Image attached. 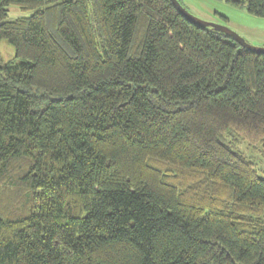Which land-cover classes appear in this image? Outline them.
I'll return each instance as SVG.
<instances>
[{
	"label": "trees",
	"instance_id": "1",
	"mask_svg": "<svg viewBox=\"0 0 264 264\" xmlns=\"http://www.w3.org/2000/svg\"><path fill=\"white\" fill-rule=\"evenodd\" d=\"M2 40L0 264H264V53L170 0H0Z\"/></svg>",
	"mask_w": 264,
	"mask_h": 264
},
{
	"label": "rangeland",
	"instance_id": "2",
	"mask_svg": "<svg viewBox=\"0 0 264 264\" xmlns=\"http://www.w3.org/2000/svg\"><path fill=\"white\" fill-rule=\"evenodd\" d=\"M180 5L192 16L210 23L224 26L238 34L248 44L264 48V17L254 16L244 7L235 6L225 0H179ZM17 7L9 8L11 19L26 16ZM0 52L5 61L14 63L13 49L4 40L0 41ZM246 161L253 164L257 173L264 178V156L258 148L250 147L246 142L235 143V148Z\"/></svg>",
	"mask_w": 264,
	"mask_h": 264
},
{
	"label": "water",
	"instance_id": "3",
	"mask_svg": "<svg viewBox=\"0 0 264 264\" xmlns=\"http://www.w3.org/2000/svg\"><path fill=\"white\" fill-rule=\"evenodd\" d=\"M171 3L174 5V7L178 10L179 13H181L187 20H189L191 23H194L198 26L201 27H210L212 28L214 31L217 32H221L227 36H229L230 38H232L236 43H238L240 46L244 47L245 49L254 52V53H264V48H260V47H255L252 46L250 44H248L247 42H245V40L243 38H241L238 34H236L235 32L231 31L230 29L221 26V25H217L214 23H210V22H206L203 20H200L194 16H192L186 9H184L180 3L177 0H170Z\"/></svg>",
	"mask_w": 264,
	"mask_h": 264
}]
</instances>
